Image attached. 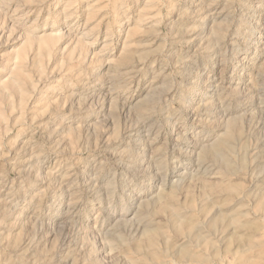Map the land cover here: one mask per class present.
Segmentation results:
<instances>
[{"label": "rangeland", "instance_id": "1", "mask_svg": "<svg viewBox=\"0 0 264 264\" xmlns=\"http://www.w3.org/2000/svg\"><path fill=\"white\" fill-rule=\"evenodd\" d=\"M210 4L0 0V264H84L98 212L118 264H264V0Z\"/></svg>", "mask_w": 264, "mask_h": 264}, {"label": "clouds", "instance_id": "2", "mask_svg": "<svg viewBox=\"0 0 264 264\" xmlns=\"http://www.w3.org/2000/svg\"><path fill=\"white\" fill-rule=\"evenodd\" d=\"M217 3V0H212V4L209 5V7H213L215 4ZM224 9L221 8L220 12H223ZM220 12H217L216 15H219ZM191 40H188V43H191ZM83 63V62H82ZM80 67L78 66L77 69H79ZM79 75H82V72L80 70V72L78 73ZM101 76L104 75V71H101ZM174 88H170L169 89V93L173 92ZM114 96V95H113ZM113 96L110 100V107H111V103H112V99ZM260 107L264 108V97L260 98ZM168 106L170 108L173 107V105L171 104V102H167ZM202 105H197L196 108L193 109L194 112H197V108L200 107L201 108ZM4 109H5V127L3 129V137H0V139L2 138H6L9 136V133H11L14 129H16V125L12 124V125H8L7 121H8V117L11 116V113L8 112V103L7 100L4 103ZM178 111V110H177ZM198 113V112H197ZM202 123V121H201ZM184 135H187V131L184 132ZM249 146H251V143H249ZM159 174V173H158ZM114 193H109V202L111 203V200L113 198ZM101 215L102 213H97L96 216L94 217V223L92 225L93 229L96 231V241H98V252L97 251H93L89 254V257L84 261V264H91V258L93 255H98L99 259H97L94 264H118V260L120 257H126V255L128 254V252L126 251L127 249V243H125L123 246H118V245H113L111 243H109V236L108 234L103 230V227L101 226ZM95 244V242H93ZM81 251H83V248H81ZM102 253V255H101ZM4 264H12L11 258H9L8 261H5Z\"/></svg>", "mask_w": 264, "mask_h": 264}, {"label": "bare ground", "instance_id": "3", "mask_svg": "<svg viewBox=\"0 0 264 264\" xmlns=\"http://www.w3.org/2000/svg\"><path fill=\"white\" fill-rule=\"evenodd\" d=\"M149 129H150V128H149ZM147 132H149V130H147ZM146 134H147V133H146ZM198 149H199V148H198ZM179 152H180V151H179ZM193 154H194V153H193ZM158 162H159V161H158ZM152 163H153V162H152ZM175 165H176V163H175ZM196 168H198V166H197ZM178 169H179V168H178V165H176L175 168L173 169L175 172H173L172 175H171V176H173V177H171V178H173L174 181H171V180H170L168 183H170V184H175V183L179 184V183H182V181H183V179L186 177V175L184 176V173H183L184 171H183L182 173H178V172H177ZM159 171H161V170H159ZM155 172H156V171H155ZM155 172H154V173H155ZM161 174H162V173H161ZM161 174H160V173L158 174V172H157V175L160 176ZM188 175H189V174H188ZM167 177H168V176L164 175V176L161 178L160 185H162V184H164V183L166 184V182H167ZM148 186H149V184H148ZM150 187H151V186H150ZM174 187H175V186H174ZM161 188H162V187H161ZM161 188L158 187V190L160 191ZM149 190H150V189H149ZM157 193H158V192H157ZM142 194H143V193H140V194H139V197H138L139 200H138V201H135V203H134L133 205H136V203H137V204L140 203L139 201H140V199H141V195H142ZM127 214H128V211H125V212H123V214H120L119 217L117 216L118 218L114 216V217L112 218V220L115 221L116 219H118L117 221H119L120 219H122V221H123V218H125ZM126 220H127V219H126ZM120 221H121V220H120ZM120 223H121V222H120ZM116 224H117V223H116ZM227 235H228V234H227Z\"/></svg>", "mask_w": 264, "mask_h": 264}]
</instances>
